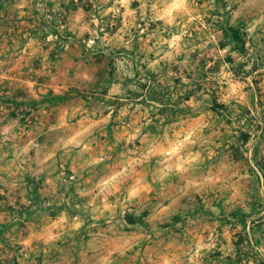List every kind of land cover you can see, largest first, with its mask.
Wrapping results in <instances>:
<instances>
[{"label":"crops","instance_id":"0c3cea01","mask_svg":"<svg viewBox=\"0 0 264 264\" xmlns=\"http://www.w3.org/2000/svg\"><path fill=\"white\" fill-rule=\"evenodd\" d=\"M29 3L17 18L0 17L19 28L0 31V264H65V245L106 244L95 226L150 199L174 198L176 183L203 164L182 155L190 138L173 136L182 120L185 137L207 130L201 98L170 68L179 44L161 51L155 34L138 28L142 18L93 34L80 5L64 42L37 29L30 7L41 13L42 2ZM207 27L209 42L218 36ZM213 98L203 100L222 116ZM136 142L138 149L125 148ZM222 143L215 136L211 145ZM171 151H179L177 162ZM64 171L74 176L69 204Z\"/></svg>","mask_w":264,"mask_h":264},{"label":"rangeland","instance_id":"374dc122","mask_svg":"<svg viewBox=\"0 0 264 264\" xmlns=\"http://www.w3.org/2000/svg\"><path fill=\"white\" fill-rule=\"evenodd\" d=\"M29 2H42V14L30 8L38 19L36 27L46 33L73 32L72 15L80 5L93 34L130 29L142 18L138 28L143 25V32L154 33L161 51L179 44L181 51L170 68L181 84L190 86L188 92L192 89L201 98L198 110L207 130L185 137L187 125L182 120L181 132L173 136L190 138L181 153L203 164L198 173L186 176L189 181L176 183L174 198L150 199L114 216L110 225L95 226V232L109 237L106 244L65 245V264H263L264 174L257 162L264 156V0H7L0 17L17 18L23 13L21 4ZM66 7L70 10L65 16ZM225 15L228 25L247 31L248 56L230 45L219 49L221 42H228L220 32ZM63 19L71 21V31L62 25ZM203 24L218 37L206 42ZM8 26L19 29L16 22H0V31ZM184 85L178 87L184 90ZM210 95L224 104L222 116L215 117L203 100ZM243 133L250 135L245 145ZM215 136L223 142L216 147L211 145ZM129 147L138 149V144L125 146ZM166 154L176 162L180 157L179 151ZM128 214L140 220L130 224ZM85 234L81 242L88 239ZM240 239L238 255L234 242Z\"/></svg>","mask_w":264,"mask_h":264},{"label":"trees","instance_id":"16d2710c","mask_svg":"<svg viewBox=\"0 0 264 264\" xmlns=\"http://www.w3.org/2000/svg\"><path fill=\"white\" fill-rule=\"evenodd\" d=\"M7 0H0V7L2 6V4L4 2H6ZM78 6V4L76 5V7ZM226 6V5H225ZM70 8L66 7L65 11L67 15V13L69 12ZM222 30L224 32V38H228V42H221V45H227L228 43H232V48L238 52H240L241 54L248 56L249 51H248V33L247 31L237 25H228L227 24V15L223 16L222 18ZM62 25H64L66 23V20L63 19L62 20ZM37 29H39L37 27ZM53 33L59 34L64 40H66L69 37H72L73 35L71 33L69 34H61L58 30H54ZM83 47H86V44L83 42H79ZM229 60L231 61V58H229ZM213 102V109L216 110L217 108L219 109H223L225 106L224 104H220L219 102H217L216 98H213L212 100ZM166 110V109H165ZM166 113V112H163ZM250 139V135L248 133H243L241 135V143L242 145H245L246 143L249 142ZM258 167L260 168V170L263 172L264 174V156L262 158H260V160L257 162ZM126 220L130 223V224H134L136 221L140 220H135V218H133L132 216H130L129 214L125 216ZM243 241V239H240L238 241H235L234 244L237 247V254H240V243ZM242 259H239V261H241ZM264 264V262H263Z\"/></svg>","mask_w":264,"mask_h":264},{"label":"built area","instance_id":"2783aa9c","mask_svg":"<svg viewBox=\"0 0 264 264\" xmlns=\"http://www.w3.org/2000/svg\"><path fill=\"white\" fill-rule=\"evenodd\" d=\"M63 175H64L65 186L62 189V202L69 203L72 200V194H71V188L66 182L72 181L74 179V176L66 171H64Z\"/></svg>","mask_w":264,"mask_h":264}]
</instances>
